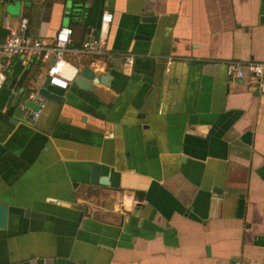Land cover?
Returning <instances> with one entry per match:
<instances>
[{"label":"crops","instance_id":"0c3cea01","mask_svg":"<svg viewBox=\"0 0 264 264\" xmlns=\"http://www.w3.org/2000/svg\"><path fill=\"white\" fill-rule=\"evenodd\" d=\"M103 9L109 53L67 55L100 81L51 85L35 120L10 121L7 83L42 70L9 61L0 264H264V91L225 72L264 59V0H0V38L24 15L30 35L66 24L77 44Z\"/></svg>","mask_w":264,"mask_h":264},{"label":"built area","instance_id":"2783aa9c","mask_svg":"<svg viewBox=\"0 0 264 264\" xmlns=\"http://www.w3.org/2000/svg\"><path fill=\"white\" fill-rule=\"evenodd\" d=\"M111 13L102 10L97 31L93 35L82 38L79 44H73L70 26L59 25L50 37L32 36L27 32V17L20 15L14 26L5 24V33L0 38V88L3 86L9 61L12 57L20 58L27 65L39 66L42 70V78L36 84L29 85L27 98L37 104L35 109H27L29 118L35 120L44 105V95L38 90L41 81L47 77V84L65 88L79 70V66L67 55H91L101 56L109 53L106 48ZM122 63L131 65L133 54L122 53ZM225 72L236 78L247 76L253 79L256 88L264 91V59H240L228 58L225 60ZM18 107H24L20 102Z\"/></svg>","mask_w":264,"mask_h":264},{"label":"water","instance_id":"95a60500","mask_svg":"<svg viewBox=\"0 0 264 264\" xmlns=\"http://www.w3.org/2000/svg\"><path fill=\"white\" fill-rule=\"evenodd\" d=\"M153 18H154L153 15H144L141 18V20H152ZM260 19H262V16L260 17ZM25 72H26V68H23L16 77H12L7 83L8 87L11 88V91L9 92L6 99L7 107L5 109V113L10 116L9 119L12 122L16 121V118L11 116V113L15 109L18 110L21 109L20 107H18V104L20 102H22L24 107H26L27 109L37 108L36 102L26 97L30 86H25L21 84ZM132 75L138 76V74H134V73ZM141 78L148 80L144 76ZM100 79H101L100 73L93 71L88 65H84L79 68L78 72L76 73V75L72 80L73 82H76L78 84H83V86H89V85H93L94 82L100 81ZM47 80H48L47 77L43 78L38 88L39 92L47 97L58 98V94H56L50 89L51 85L47 84ZM13 98H14V102H12ZM4 150H5V145L0 142V154ZM97 171H98L97 164L92 163L90 176H89L90 182H94L97 180L102 181L101 178L98 177ZM5 222H6V205L0 203V226H4Z\"/></svg>","mask_w":264,"mask_h":264},{"label":"trees","instance_id":"16d2710c","mask_svg":"<svg viewBox=\"0 0 264 264\" xmlns=\"http://www.w3.org/2000/svg\"><path fill=\"white\" fill-rule=\"evenodd\" d=\"M68 14L70 15V18L73 17V15H74L73 11H70ZM71 21H74V20L71 18ZM70 28H71V27H70ZM71 30H72V28H71ZM80 41H81V40H80ZM72 43H73V42H72ZM73 44H74V43H73ZM77 44H79V43H77ZM28 69H29V67H28ZM37 71H38V66L33 67V69H31V70L29 71V73H28V77H29L30 79L34 78L35 75H36V73H37ZM25 86H28V84H26Z\"/></svg>","mask_w":264,"mask_h":264}]
</instances>
